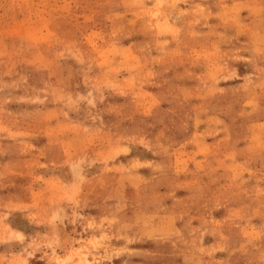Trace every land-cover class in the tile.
Masks as SVG:
<instances>
[{"label":"rangeland","instance_id":"1","mask_svg":"<svg viewBox=\"0 0 264 264\" xmlns=\"http://www.w3.org/2000/svg\"><path fill=\"white\" fill-rule=\"evenodd\" d=\"M0 264H264V0H0Z\"/></svg>","mask_w":264,"mask_h":264}]
</instances>
